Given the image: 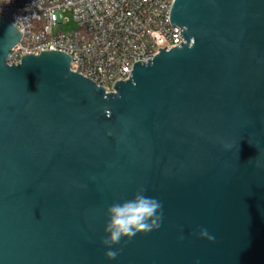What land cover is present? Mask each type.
Returning <instances> with one entry per match:
<instances>
[{"label":"water","instance_id":"obj_1","mask_svg":"<svg viewBox=\"0 0 264 264\" xmlns=\"http://www.w3.org/2000/svg\"><path fill=\"white\" fill-rule=\"evenodd\" d=\"M171 22L186 43L106 94L62 53L9 65L0 18V264H264V0H175ZM140 189L160 227L108 259L107 209Z\"/></svg>","mask_w":264,"mask_h":264},{"label":"built area","instance_id":"obj_2","mask_svg":"<svg viewBox=\"0 0 264 264\" xmlns=\"http://www.w3.org/2000/svg\"><path fill=\"white\" fill-rule=\"evenodd\" d=\"M175 0H0V18L20 35L7 63L19 65L28 55L58 52L70 69L116 93L118 81L132 79L135 64H148L161 49L186 43L171 22ZM69 10L77 23L71 33L54 27ZM152 62V61H151Z\"/></svg>","mask_w":264,"mask_h":264},{"label":"clouds","instance_id":"obj_3","mask_svg":"<svg viewBox=\"0 0 264 264\" xmlns=\"http://www.w3.org/2000/svg\"><path fill=\"white\" fill-rule=\"evenodd\" d=\"M161 208L162 204L156 198L144 195V189L138 190L132 199L110 205L107 209L109 219L104 229L107 236L102 240L110 249L105 253L106 257L116 258L118 251L111 248L119 244L122 238L131 239L138 233H147L159 228L162 219ZM199 235L209 241L214 240L207 229H201Z\"/></svg>","mask_w":264,"mask_h":264},{"label":"rangeland","instance_id":"obj_4","mask_svg":"<svg viewBox=\"0 0 264 264\" xmlns=\"http://www.w3.org/2000/svg\"><path fill=\"white\" fill-rule=\"evenodd\" d=\"M61 18L60 22L55 25L54 32L57 33L58 31L71 33L77 29V23L73 19L72 14L69 10L60 13Z\"/></svg>","mask_w":264,"mask_h":264}]
</instances>
